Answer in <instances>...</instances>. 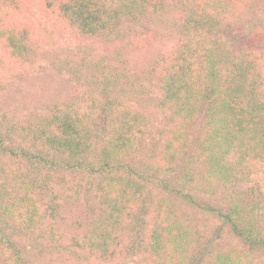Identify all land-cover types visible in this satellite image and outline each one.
<instances>
[{
	"label": "trees",
	"instance_id": "16d2710c",
	"mask_svg": "<svg viewBox=\"0 0 264 264\" xmlns=\"http://www.w3.org/2000/svg\"><path fill=\"white\" fill-rule=\"evenodd\" d=\"M41 1L72 34L100 43L160 31L153 22L165 27L170 20L177 42L154 76L157 90L146 96V108L165 113L172 125L155 159L140 167L133 160L146 148L148 117L120 103L116 79L101 72L88 88L94 104L72 102L22 122L0 123V264H33V257L52 246L76 260L107 262L138 249L147 264H191L200 255L193 249L205 236L177 217L179 204L170 197L213 214L237 239V246L215 243L203 264H264L261 201L238 188L264 170V74L259 56L229 33L231 4ZM239 2L250 31L264 24L258 15L264 0ZM18 9V0H0V55L25 65L38 49L26 28L8 21L9 12ZM189 146L203 164V181L188 172L176 174ZM203 191L209 197L220 191L226 202L213 206ZM83 196L94 215L85 225L74 220L76 228H61L66 218L59 201L71 204ZM152 205L147 238L126 246L122 233Z\"/></svg>",
	"mask_w": 264,
	"mask_h": 264
},
{
	"label": "rangeland",
	"instance_id": "374dc122",
	"mask_svg": "<svg viewBox=\"0 0 264 264\" xmlns=\"http://www.w3.org/2000/svg\"><path fill=\"white\" fill-rule=\"evenodd\" d=\"M18 1L19 9L9 12L8 21L12 25L26 28L29 37L37 45L38 53L33 62L25 65H20L11 57L0 55V123L5 126L11 122H22L32 115L48 114L72 102H77L82 107L87 103L94 104L88 88L92 85L91 80L97 79L95 75L101 72L108 78L116 79L120 103L144 110L150 122V130L145 136L146 148L133 161L140 167L153 161L172 124L165 113L146 108L149 105L146 96L156 93L154 76L169 60L177 42L176 35L170 31V20H164L165 27L161 22H153V26L157 24L160 31L154 28L130 35L119 42L100 43L72 34L55 12L44 7L41 0ZM207 1L210 3L212 0ZM222 1L231 4L227 17L232 25L229 33L236 42L246 43L259 56L260 69L264 74V24L250 31L246 15L239 8V0ZM258 15L264 16V5ZM95 95L101 94L96 91ZM197 129L198 123L191 139L197 136ZM185 154L178 160L176 174L182 176L188 172L203 181L200 174L203 164L195 157L196 151L189 146ZM238 188L249 191L255 199L259 198L264 213V170L253 172ZM154 195L165 194L157 192ZM203 195L213 206L217 205L215 201L226 202L220 191L212 197L204 191ZM170 198L173 203L179 204L177 217L184 220L190 231L201 232L205 236V239L199 241L200 247L198 242L193 249L192 254L197 252L200 255L191 264H203L217 242L238 245L237 239L228 234L224 223L213 214L203 211L197 205H186L175 197ZM59 203L66 218L64 223H60L61 228H76L72 224L74 220L85 225L90 216L94 215L89 197L83 196L71 204L62 201ZM154 208L152 205L142 220L131 222L122 233L126 246L138 244L140 240L147 238L153 225ZM27 245L28 248L33 247ZM53 247L56 246L49 248L43 255L33 257V264H147L138 249L132 254L127 251L111 261L102 262L97 259L76 260L68 255V251H58ZM259 259L264 261V258Z\"/></svg>",
	"mask_w": 264,
	"mask_h": 264
}]
</instances>
